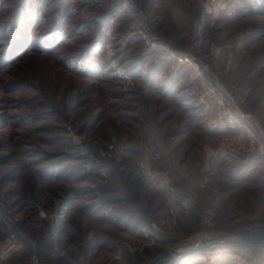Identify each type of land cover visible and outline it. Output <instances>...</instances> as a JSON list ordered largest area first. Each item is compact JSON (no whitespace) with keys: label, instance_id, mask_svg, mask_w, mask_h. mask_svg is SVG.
Listing matches in <instances>:
<instances>
[{"label":"rangeland","instance_id":"374dc122","mask_svg":"<svg viewBox=\"0 0 264 264\" xmlns=\"http://www.w3.org/2000/svg\"><path fill=\"white\" fill-rule=\"evenodd\" d=\"M209 2L0 0V60L30 29L0 66V242L25 243L0 264L49 261L52 235L53 264H150L206 221L213 237L264 227V0ZM186 53L233 129L199 105Z\"/></svg>","mask_w":264,"mask_h":264},{"label":"built area","instance_id":"2783aa9c","mask_svg":"<svg viewBox=\"0 0 264 264\" xmlns=\"http://www.w3.org/2000/svg\"><path fill=\"white\" fill-rule=\"evenodd\" d=\"M229 0H210L209 4L212 8H224ZM177 63L187 69L196 79L198 84L199 96L198 103L202 109L208 113L211 118L212 125L215 128L233 129L238 120L233 117L230 109L223 102V99L213 89L211 83L207 80L203 67L193 54L176 55ZM204 229L191 239L176 244L177 250L170 249L169 252H177L174 258L164 261L163 264H194L199 258H210L213 253L228 251L233 248H247L253 251L250 264H264V236L261 240H242L241 235L224 234L222 236L213 237L210 233H206L209 221L203 222ZM264 232V227H253L246 231ZM148 233H145L147 241H160L164 239L162 232L156 225H151ZM245 232V231H243ZM241 232L240 234H242ZM52 247L50 248L49 261H43L39 255L29 256L22 264H53V259L59 256L55 247V236L51 237ZM51 244V243H50ZM25 243L14 236H7L0 242V263H6L12 256L20 252Z\"/></svg>","mask_w":264,"mask_h":264},{"label":"trees","instance_id":"16d2710c","mask_svg":"<svg viewBox=\"0 0 264 264\" xmlns=\"http://www.w3.org/2000/svg\"><path fill=\"white\" fill-rule=\"evenodd\" d=\"M17 16V15H16ZM21 17V16H20ZM16 19H18L19 17H15ZM17 21V20H16ZM26 24L31 28L30 25V21H27ZM30 31V29L26 30L24 33L23 31L20 33V30L16 29L15 30V37L11 38L10 41L8 42L5 51L2 54L1 60H0V66L4 63L7 62L5 64H10L12 62H14L17 58H21L22 56H24L27 52H28V45L27 42L25 40V36H26V32ZM30 37V35H29ZM25 40V41H24ZM38 49H40L39 51L45 52V50H47V46H51L49 47L50 49L47 50L48 52H51L52 50H54L56 46H58V38L57 36H50V35H45L41 38H38ZM94 41L92 42L93 46Z\"/></svg>","mask_w":264,"mask_h":264},{"label":"water","instance_id":"95a60500","mask_svg":"<svg viewBox=\"0 0 264 264\" xmlns=\"http://www.w3.org/2000/svg\"><path fill=\"white\" fill-rule=\"evenodd\" d=\"M264 232L261 230L258 231H245L241 234L242 240L254 241L263 239ZM177 252H164L161 256L154 258L150 264H163L165 260L174 258Z\"/></svg>","mask_w":264,"mask_h":264},{"label":"crops","instance_id":"0c3cea01","mask_svg":"<svg viewBox=\"0 0 264 264\" xmlns=\"http://www.w3.org/2000/svg\"><path fill=\"white\" fill-rule=\"evenodd\" d=\"M252 254L253 252L250 249L238 248L237 251H230V255L226 254V257H233L237 264H249L246 260H249V258L251 259ZM211 263H213V261H211Z\"/></svg>","mask_w":264,"mask_h":264}]
</instances>
